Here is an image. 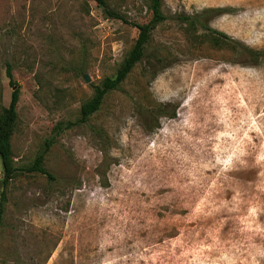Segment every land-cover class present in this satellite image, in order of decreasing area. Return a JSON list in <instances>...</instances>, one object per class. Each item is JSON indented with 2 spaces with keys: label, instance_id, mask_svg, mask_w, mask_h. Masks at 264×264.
Instances as JSON below:
<instances>
[{
  "label": "rangeland",
  "instance_id": "obj_1",
  "mask_svg": "<svg viewBox=\"0 0 264 264\" xmlns=\"http://www.w3.org/2000/svg\"><path fill=\"white\" fill-rule=\"evenodd\" d=\"M108 2L151 18L149 0ZM206 7L232 8L211 26L264 50V0H164L121 87L58 133L138 29L95 0H0V113L20 89L13 156L28 166L51 141L54 177L5 188L0 159V264H264V57L190 43L177 17Z\"/></svg>",
  "mask_w": 264,
  "mask_h": 264
},
{
  "label": "trees",
  "instance_id": "obj_2",
  "mask_svg": "<svg viewBox=\"0 0 264 264\" xmlns=\"http://www.w3.org/2000/svg\"><path fill=\"white\" fill-rule=\"evenodd\" d=\"M104 12L113 18L123 20L138 29V36L126 57L121 62L116 74L104 78L99 84L94 86V93L91 98L85 101L80 109V118L77 122H69L66 126L58 124L55 127V132L60 133L66 128L76 124L86 123L94 113L102 107L107 95L114 90H118L122 83L129 76L133 68L140 62L149 44L153 31L166 19L167 16L163 10L164 0H149L148 9L151 12V18L146 23L131 21L123 14L117 12L108 2V0H95ZM230 7H206L195 14H179L178 20L184 24L185 33L188 41L192 44L199 45L207 43L212 48H219L235 53L246 52L252 59L258 61L264 57V50L250 47L244 42L235 39L228 33L218 30L211 26L214 18L225 13H231ZM8 76L12 81L11 68L7 69ZM20 101V89L12 92L11 101L8 107L0 113V159L3 170V184L6 188L8 184L20 173L32 174L39 173L53 179V175L45 167V155L51 147V141L46 140L44 151L36 156L34 161L28 166L19 167L16 165L11 140L16 129L18 121V106ZM164 115V114H163ZM168 115V114H167ZM175 117L176 113L169 115ZM5 192H3L2 201L0 203V224L4 214Z\"/></svg>",
  "mask_w": 264,
  "mask_h": 264
},
{
  "label": "water",
  "instance_id": "obj_3",
  "mask_svg": "<svg viewBox=\"0 0 264 264\" xmlns=\"http://www.w3.org/2000/svg\"><path fill=\"white\" fill-rule=\"evenodd\" d=\"M86 80L89 82L90 78L88 77V75L85 76Z\"/></svg>",
  "mask_w": 264,
  "mask_h": 264
}]
</instances>
